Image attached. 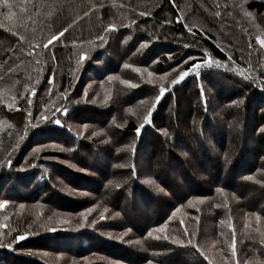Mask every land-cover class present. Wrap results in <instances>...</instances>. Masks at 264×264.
<instances>
[{
	"label": "trees",
	"instance_id": "1",
	"mask_svg": "<svg viewBox=\"0 0 264 264\" xmlns=\"http://www.w3.org/2000/svg\"><path fill=\"white\" fill-rule=\"evenodd\" d=\"M8 3L0 264H264V0Z\"/></svg>",
	"mask_w": 264,
	"mask_h": 264
},
{
	"label": "rangeland",
	"instance_id": "2",
	"mask_svg": "<svg viewBox=\"0 0 264 264\" xmlns=\"http://www.w3.org/2000/svg\"><path fill=\"white\" fill-rule=\"evenodd\" d=\"M249 17V19L251 18V21H253L254 23H258L259 25V27H261V21H259L258 19H254V17H252V16H248ZM264 19V18H263ZM257 20V21H256ZM256 27V26H255ZM263 28V27H262ZM254 32H256L257 33V35H256V41L261 45V47H263V49H264V46L261 44V41H264V35L262 34V33H260V30H254ZM260 71H261V73L263 74V75H260V79L261 80H264V64L263 65H260ZM215 83H217V85H219L218 83H220L218 80H216L215 81ZM245 105H246V103H245ZM239 106H241V104H239ZM67 112L65 111L64 112V114H66ZM252 123H253V121L252 120H250L249 121V124L247 125V128H248V130L250 131L251 130V128H252ZM207 129H209V131H213L214 129H215V124L214 123H212V124H209L208 125V128ZM247 141V143L249 142V139L247 138V139H245V142ZM203 144V143H202ZM203 145H205V144H203ZM205 147V146H204ZM49 155H50V157H51V155H54V154H52V153H49ZM95 155H98V153H96ZM96 158V157H95ZM142 159L143 160H145V156H143L142 157ZM138 209L137 210H139V211H141L142 210V208L140 207V206H138L137 207ZM134 213V212H133ZM138 213V215H140V212H137ZM133 215V214H132ZM102 217H103V215H102ZM2 225H1V222H0V229H1V231H0V242H7V240L10 242V241H12V238L14 237V231L11 233H7V234H5V235H2ZM57 226H53L52 228H56ZM28 254H30V255H32L30 252H27ZM50 258H51V260H52V263L53 264H57L56 263V261H59V259H61L60 257H58V256H53V255H50ZM32 259H33V257H32ZM33 261H35V260H33ZM89 260H86V262H88ZM239 262V261H238ZM239 264H241V262H239Z\"/></svg>",
	"mask_w": 264,
	"mask_h": 264
},
{
	"label": "snow or ice",
	"instance_id": "3",
	"mask_svg": "<svg viewBox=\"0 0 264 264\" xmlns=\"http://www.w3.org/2000/svg\"><path fill=\"white\" fill-rule=\"evenodd\" d=\"M3 3H4L7 7L11 8V4L8 3V0H3ZM9 18H10V17H9ZM112 28H114V25L110 26V29H112ZM66 30H67V29H65V31H66ZM60 35L62 36V35H63V32H61ZM261 44L264 45V41H261ZM82 58H85V57H82ZM217 66H218V65H217ZM125 67H126V68L129 67V65L126 64ZM195 67H196V68H199L200 65L197 64V65H195ZM136 71L139 72L140 70L137 68ZM188 74H189V72H187V71L184 72V73H182V74L179 76V78L176 79V80H173L172 83H173V84L178 83L180 80H183L184 77L187 76ZM149 75H151V73H149ZM123 83H129V82H128V81H123ZM131 86H132V87H135L136 85L133 84V85H131ZM165 91H166V89H165L163 86H161L160 89H159L160 95H163ZM158 100H159V96L157 97V102H158ZM150 115H151V112L149 111V113H148V115L145 117V119L148 120V117H150ZM44 119H47V117H44ZM149 122H150V121H149ZM55 123L59 124L60 121L57 120V121H55ZM85 127H87V126H85ZM137 131H139V129H138ZM37 151H39V150H37ZM250 179H251V178H250ZM148 182H149V183H153L151 180H149ZM157 188H158V190H161V191L163 190V189H160L159 186H157ZM6 204H7V202L0 203V208H4V207L6 206ZM256 219H257V221H259V220H260V216L257 215ZM181 223H183V221H181ZM159 231H163V229H159ZM184 231H185V233H187V229H186V228H185ZM234 231H235V230L233 229V232H234ZM149 235H151V233H149ZM24 238H25L24 236H20V237H19V239H24ZM172 243H174V244H178V245H181V246H184V244H185V242H184L183 240H180V239H174V240H172ZM187 244H192V241H191V240H188V241H187ZM232 249H233L232 255L235 256L236 253H235V242H234V241H233V244H232ZM205 259H207V257H205ZM237 264H239L238 261H237Z\"/></svg>",
	"mask_w": 264,
	"mask_h": 264
}]
</instances>
